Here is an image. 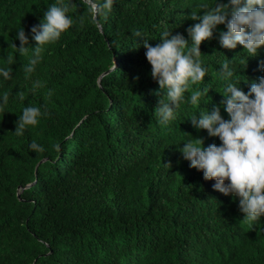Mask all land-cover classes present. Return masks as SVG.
Returning a JSON list of instances; mask_svg holds the SVG:
<instances>
[{
    "label": "trees",
    "instance_id": "trees-1",
    "mask_svg": "<svg viewBox=\"0 0 264 264\" xmlns=\"http://www.w3.org/2000/svg\"><path fill=\"white\" fill-rule=\"evenodd\" d=\"M63 2L77 6L68 15L83 25L45 45L26 79L31 50L21 55L12 44L20 46L22 27L34 48L30 29L57 0H0V68L12 69L11 79L0 75V264H264V215L246 222L239 199L214 190L216 181L180 152L192 137L220 144L191 119L213 107L229 119L221 65L229 61L247 93L264 76V46L254 57L240 45L225 49L218 34L226 28L218 25L200 45L207 75L185 93L187 100L208 87L207 96L199 106L181 103L162 125L154 108L167 89L151 76L143 40L155 46L167 30L191 46L186 29L199 22L191 12L203 15L198 5L215 0H113L98 23L85 0ZM27 106L47 115L17 136ZM33 141L44 152L31 150Z\"/></svg>",
    "mask_w": 264,
    "mask_h": 264
},
{
    "label": "clouds",
    "instance_id": "clouds-1",
    "mask_svg": "<svg viewBox=\"0 0 264 264\" xmlns=\"http://www.w3.org/2000/svg\"><path fill=\"white\" fill-rule=\"evenodd\" d=\"M88 13L94 22L98 17L106 18L111 10L113 0H85ZM73 3L65 4L63 0L50 5L44 12L39 24L31 27L32 39L36 42L30 48L28 37L21 27L16 39L20 46L12 47L21 55H28L31 50L29 64L24 68L25 78L35 71V66L43 59L44 46L57 42L62 33L75 24L83 25V17L79 20L68 15L76 9ZM198 8L203 15L192 11L190 19L199 21L189 26L186 31L191 37V46L183 35H172L170 31L161 34L160 42L155 46L143 40L146 49L145 57L151 66V76L160 89H167V99H159L154 108L159 123L167 125L174 120L176 109L183 102L199 106L202 98L207 96L210 88L195 89L190 97L185 93L191 85L202 84L208 69L202 65L200 45L211 40L218 25H224L226 30L220 31L218 41L221 47L233 50L237 45L242 46L248 57H254L258 49L264 46V0H215L214 5L201 3ZM134 35L143 38L139 31ZM8 64L14 62L13 55L7 56ZM241 63L247 65V60ZM12 69L0 68V75L6 80L11 79ZM220 75L226 82L222 104L229 119L222 118L219 107H213L199 113V119L193 116L192 125L206 130L210 137H218L220 144H209L204 147V138L189 139L180 149L189 167L203 172L204 180H215L213 189L225 196L239 199V210L244 214V220L254 223L264 215V76L250 83L247 93L238 86L241 80H233L234 71L229 68V61L221 65ZM42 86L36 81L34 88ZM51 91L49 95H51ZM9 92L3 94V103L7 104ZM23 100L24 93H17ZM42 115L40 107L27 106L18 117L15 127L17 136L23 135L26 126H35ZM35 152H44V148L33 141L29 145ZM59 151V145L55 146ZM168 168L171 164H164ZM227 181V183H225Z\"/></svg>",
    "mask_w": 264,
    "mask_h": 264
},
{
    "label": "water",
    "instance_id": "water-1",
    "mask_svg": "<svg viewBox=\"0 0 264 264\" xmlns=\"http://www.w3.org/2000/svg\"><path fill=\"white\" fill-rule=\"evenodd\" d=\"M106 74V73H105Z\"/></svg>",
    "mask_w": 264,
    "mask_h": 264
}]
</instances>
